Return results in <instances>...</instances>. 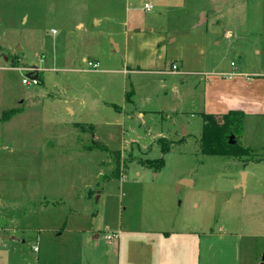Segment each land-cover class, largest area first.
<instances>
[{
  "label": "rangeland",
  "instance_id": "rangeland-1",
  "mask_svg": "<svg viewBox=\"0 0 264 264\" xmlns=\"http://www.w3.org/2000/svg\"><path fill=\"white\" fill-rule=\"evenodd\" d=\"M232 61L264 72V0H0V65L18 68L6 89L23 111L0 122V264H117L107 232L164 203L177 228L216 233L210 264H264V115L240 134L221 122L242 159L197 142L205 76ZM33 67L39 85L23 83Z\"/></svg>",
  "mask_w": 264,
  "mask_h": 264
},
{
  "label": "crops",
  "instance_id": "crops-1",
  "mask_svg": "<svg viewBox=\"0 0 264 264\" xmlns=\"http://www.w3.org/2000/svg\"><path fill=\"white\" fill-rule=\"evenodd\" d=\"M225 35L233 36L231 30H227ZM113 42L119 49V45ZM94 59L93 61L99 62L97 58ZM176 65L177 69L172 66V71L180 70V66L177 63ZM16 69L18 68L15 65H0V115L3 116L4 111L9 109H18L8 119L0 116V122L4 125H9L23 112L20 106L12 104L11 94L6 89L10 82L9 72ZM38 76L40 77L39 68ZM204 89L200 108L202 112L221 115L231 110H239L244 113L243 120L249 116L264 115V72L248 71L232 61L231 67L206 75ZM15 103L21 105L22 101L17 100ZM65 108L70 115H75L76 111L70 104L65 102ZM117 108L122 110L119 106ZM139 115L144 116V112L140 111ZM147 210L151 212L145 227L135 228L120 222L118 227L110 230L119 233L113 249L117 264H210L214 258L212 250L216 237L213 230H198L196 226L177 228L175 210L170 204L151 205ZM99 236L98 232L95 238ZM218 236L223 238L225 234L220 233ZM233 246H236L235 243Z\"/></svg>",
  "mask_w": 264,
  "mask_h": 264
},
{
  "label": "trees",
  "instance_id": "trees-1",
  "mask_svg": "<svg viewBox=\"0 0 264 264\" xmlns=\"http://www.w3.org/2000/svg\"><path fill=\"white\" fill-rule=\"evenodd\" d=\"M132 95H133V91L127 92L126 100L128 102H134ZM17 112L18 109L16 108L9 109L7 111H4L2 118L8 119L11 115ZM202 118H203V131L197 142L199 144L200 151L203 154L231 155L234 156L235 158H240V159H242L243 156L250 155L251 152L250 147H244L240 141L231 143L229 135L226 133V131L221 125L222 121H226L231 133L240 134L243 130V119H244V113L242 111L231 110L228 113L221 115L202 112ZM77 126L80 127L79 124H77ZM184 138L185 137L180 139V141H183ZM157 144L160 145L161 151L163 153H166L167 151L170 150L173 141H170L165 137H161L157 140ZM140 163L143 166L158 169L165 164V160L164 157L145 158V159L140 158Z\"/></svg>",
  "mask_w": 264,
  "mask_h": 264
},
{
  "label": "built area",
  "instance_id": "built-area-1",
  "mask_svg": "<svg viewBox=\"0 0 264 264\" xmlns=\"http://www.w3.org/2000/svg\"><path fill=\"white\" fill-rule=\"evenodd\" d=\"M152 6L148 3L145 4V8L146 9H150ZM88 65L93 68V69H97L99 67V62L98 61H92L89 60L88 61ZM173 69H177V65L174 64L173 65ZM31 73L29 74L28 77L23 78V83L25 84H34V85H39L40 84V79L38 76V68L37 67H33L31 68ZM106 238L108 239L109 242H112L113 240H116L119 238V233L115 232V231H108L106 234ZM36 250H38V248L36 247Z\"/></svg>",
  "mask_w": 264,
  "mask_h": 264
},
{
  "label": "water",
  "instance_id": "water-1",
  "mask_svg": "<svg viewBox=\"0 0 264 264\" xmlns=\"http://www.w3.org/2000/svg\"><path fill=\"white\" fill-rule=\"evenodd\" d=\"M230 142L231 143H235L236 141H235V139H234V135L232 134L231 136H230ZM243 179H242V182L240 183V186H242V187H245V185H246V176H247V173L246 172H243ZM181 183H190V180L189 179H182L181 180ZM4 237H6V238H13V239H15L16 237L14 236V235H3Z\"/></svg>",
  "mask_w": 264,
  "mask_h": 264
}]
</instances>
